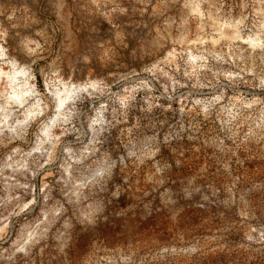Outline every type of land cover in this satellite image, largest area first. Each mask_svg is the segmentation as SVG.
Segmentation results:
<instances>
[{
	"label": "clouds",
	"instance_id": "obj_1",
	"mask_svg": "<svg viewBox=\"0 0 264 264\" xmlns=\"http://www.w3.org/2000/svg\"><path fill=\"white\" fill-rule=\"evenodd\" d=\"M0 264H264V0H0Z\"/></svg>",
	"mask_w": 264,
	"mask_h": 264
},
{
	"label": "rangeland",
	"instance_id": "obj_2",
	"mask_svg": "<svg viewBox=\"0 0 264 264\" xmlns=\"http://www.w3.org/2000/svg\"><path fill=\"white\" fill-rule=\"evenodd\" d=\"M39 79V78H38ZM41 86H42V81H41ZM196 159H198V160H202L203 158L201 157V156H197L196 157ZM203 165H201V167H202ZM169 231H172V229L171 228H169ZM145 235H147V233H145Z\"/></svg>",
	"mask_w": 264,
	"mask_h": 264
}]
</instances>
